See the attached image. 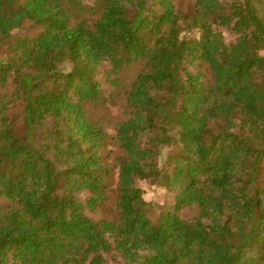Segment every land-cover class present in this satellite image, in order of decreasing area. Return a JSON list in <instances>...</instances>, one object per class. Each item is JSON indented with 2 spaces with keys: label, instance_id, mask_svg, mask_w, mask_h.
I'll list each match as a JSON object with an SVG mask.
<instances>
[{
  "label": "trees",
  "instance_id": "obj_1",
  "mask_svg": "<svg viewBox=\"0 0 264 264\" xmlns=\"http://www.w3.org/2000/svg\"><path fill=\"white\" fill-rule=\"evenodd\" d=\"M0 264H264V0H0Z\"/></svg>",
  "mask_w": 264,
  "mask_h": 264
},
{
  "label": "clouds",
  "instance_id": "obj_2",
  "mask_svg": "<svg viewBox=\"0 0 264 264\" xmlns=\"http://www.w3.org/2000/svg\"><path fill=\"white\" fill-rule=\"evenodd\" d=\"M69 71L67 67L64 69ZM164 158L163 152L161 153L160 160ZM159 166V165H158ZM133 187L138 194L139 200L145 206L151 205H163L164 198L167 194V189L164 185L160 184L157 180H154L148 175H141L138 179L133 182Z\"/></svg>",
  "mask_w": 264,
  "mask_h": 264
},
{
  "label": "rangeland",
  "instance_id": "obj_3",
  "mask_svg": "<svg viewBox=\"0 0 264 264\" xmlns=\"http://www.w3.org/2000/svg\"><path fill=\"white\" fill-rule=\"evenodd\" d=\"M85 2H87L88 4H91V2H92V0H85ZM223 35H224V39H225V41L228 43V42H230L231 40H233L235 37H234V35L232 34V33H230V32H228V31H223ZM160 184H162L163 185V183H164V181L161 179V180H159L158 181ZM172 203H173V194H172V192L171 191H169L168 189H167V194H166V196H165V198H164V203H163V205L164 204H166V205H172ZM156 205H158V204H156ZM155 205V206H156Z\"/></svg>",
  "mask_w": 264,
  "mask_h": 264
}]
</instances>
